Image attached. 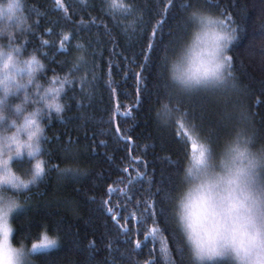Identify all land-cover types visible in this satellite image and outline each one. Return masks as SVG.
Instances as JSON below:
<instances>
[{
	"label": "clouds",
	"instance_id": "1",
	"mask_svg": "<svg viewBox=\"0 0 264 264\" xmlns=\"http://www.w3.org/2000/svg\"><path fill=\"white\" fill-rule=\"evenodd\" d=\"M25 5L0 0V264H35L37 244L14 238L13 216L41 181L35 165L44 158L45 120L63 116L66 93L82 78L69 71L45 76L47 65L35 53L25 54L23 38L32 28ZM187 23L182 39L164 55L162 77L181 94L213 95L218 115L231 121L218 141L200 135L195 150L188 144L180 186L169 197L172 219L191 264H264V138L244 118L245 107L224 98L234 37L209 11L189 12ZM85 62L79 50L71 61ZM164 111L160 103L155 114ZM17 162L25 166L18 169ZM62 169H70L68 175L83 170L75 160Z\"/></svg>",
	"mask_w": 264,
	"mask_h": 264
},
{
	"label": "snow or ice",
	"instance_id": "2",
	"mask_svg": "<svg viewBox=\"0 0 264 264\" xmlns=\"http://www.w3.org/2000/svg\"><path fill=\"white\" fill-rule=\"evenodd\" d=\"M79 5L80 7L77 8L68 4L67 0H54L52 8L56 10L55 12L41 13L34 6L28 10V16L32 20L30 31L32 37H35L37 32H40L41 36L43 35L41 29L37 27L41 21L32 17V13L35 12L37 17L42 15L47 17L45 27L49 33H56V27L60 28L57 38L59 39V49L62 52L70 51L74 40L76 41L75 49L86 54V62L83 65H73L70 60L53 61L49 58L50 64L57 65V67L51 69L53 76L57 74L58 69L62 70L65 67L69 72H78L82 75V78L78 79L74 86L69 88L72 94L70 96L66 94L65 96L67 106L75 102L79 110L80 123L77 125L78 129H83L85 135H87L88 127H95L97 129L96 134L111 133L110 125L112 120H103V113L106 111L103 106V98L106 91L109 92L110 97L116 96L118 89L114 85L118 84L119 81L114 79L115 73L111 70V64H109V70L105 74L104 52L109 44L115 48L116 42L123 39L127 44L141 46L143 52V61L139 64V70L134 72L137 85L136 103L140 104L143 97L149 111L156 105L165 103L164 113L159 115V117L156 116V128L162 133L174 130L175 135L180 138L184 152L189 143H191L194 150L199 146L197 137L200 135L206 136L210 141H218L220 139L231 121L230 115H225L221 118L218 115L217 99L207 92L181 94L171 88L162 77V64L164 55L173 50L186 33L188 29L187 16L193 10H204L219 15L222 18L224 27L233 34L234 42L238 40V33L242 24L238 23L237 19H234L233 14L228 12L222 2H217V0H187L186 4L181 5L183 12L178 19L173 21L172 25H169L168 21L163 19V14L168 13L169 17L176 14V0H79ZM256 12L257 17L253 24L257 20L260 22L259 35H253L242 48L235 47L233 42L229 55L226 57L230 87L224 93V98L226 101L231 102L233 106L242 104L246 109L244 118L246 120L250 118L256 131L259 130L257 131L259 137L264 138V116H259V121L257 122V113L252 110V105L249 103L251 86L248 79L252 75L249 72L250 67L258 69L264 75V0H259ZM84 13H87L92 18L88 21L84 19L77 21L76 16H82ZM93 13H96V15L93 16ZM242 15L243 12H241ZM157 17H161V19L157 20ZM98 21L99 23H97ZM153 21H156L155 26ZM93 25H95L94 31ZM101 25L103 26L101 27ZM149 29H151L150 32ZM165 29H167L166 40L161 36ZM256 31L257 29L253 28V33ZM32 37L26 35L23 40H28ZM145 41H147L146 48L143 46ZM44 45L54 46L53 39L51 37L40 39L37 47L43 49ZM149 53H152V55H149ZM157 57L156 72L151 77L145 75V73L151 71L149 67L151 61ZM109 59H111V54ZM245 60L248 61L247 64L244 63ZM124 75H127V72ZM146 81L148 83H145ZM261 91L264 92V87L261 88ZM209 105L213 108L211 118H209L210 114L208 112ZM97 109L101 112L99 119L95 117ZM116 111H119V106H117ZM122 115L127 117L130 113L125 111ZM114 118L113 116L112 119ZM60 119L63 122V117ZM85 121H88V123L86 124ZM50 122L51 117H49ZM106 123L109 127H105ZM120 131V128L116 129V133H120ZM123 139L125 138L117 136L114 141L115 145L120 146ZM126 139L129 142L131 141L130 136ZM48 140H51L52 144L49 146L45 143L44 159L37 160L35 171L37 176L45 181L53 172L57 173V184H60L71 170L62 169L57 164H53L52 160L59 158L61 162L75 160L79 163L81 153L82 151L87 152L88 145L86 143L81 149L78 140H73L71 137L66 142L55 136L47 137L45 142ZM104 143L106 141L101 140V144ZM108 159L111 161L112 157L109 156ZM15 166L20 169L25 164L17 162ZM127 171L128 168L125 167L123 172ZM86 174H88V170L83 169L82 171L77 170L76 173L70 176L76 178ZM121 180H123V177H121ZM127 180L130 189L145 182L148 184V189L145 190L146 199L143 211L140 217L133 216L132 219L140 223L151 221L155 224L158 221L164 229L176 233L179 237L180 243L177 245L178 259L176 260L171 259L166 243L161 241L160 255L164 264H191L190 257L183 246L182 238L179 232L176 231L170 211L169 197L175 188L172 175L165 176L164 173H161L159 179H154L145 172L134 177L130 176ZM104 183L105 180L101 179L99 175L93 179L94 185L102 186ZM153 187H155V191L151 190ZM108 191L111 193L114 189L109 186ZM43 195L44 193L39 189L34 193L30 191L25 197L26 205L24 207L31 204L33 205V212H35L37 210L35 205L42 201L34 199V196L41 197ZM150 200L154 201V203H149ZM108 203V200H103L101 207ZM137 206H139V202ZM45 207H47L46 202ZM63 207L70 211L75 218H79L80 204L78 201L65 200ZM92 211L95 213V208ZM106 211L112 213L113 208H107ZM96 215L99 216L100 214L96 213ZM52 219L57 226L54 233L50 235L47 222L37 219L35 216L27 215L23 222L25 231L21 234L20 239L24 240L32 235V226L35 221L39 228L43 229V241L41 244L34 245L33 251L37 248L55 247L58 241L57 237L61 231L59 221L63 217H53ZM123 219L128 221L129 218L124 215ZM111 220L116 221V215H112ZM105 222L107 223L106 218ZM91 223V220H85V224ZM122 233L127 239L129 229L123 228ZM122 233L117 231L115 236L112 237L105 230L102 235L109 238L111 242L112 239L120 238ZM161 234L160 228L153 227L145 231V240L151 236L153 241H155L157 236ZM50 236L53 238H50ZM141 243L140 240L134 241L135 248L140 249ZM95 251L96 249L90 247L89 255H94ZM117 251L118 249L112 248L108 257L110 264H140L134 257L129 256L127 250L120 251V258L117 259L115 257ZM35 264H37L36 261ZM46 264H54V262L48 261ZM55 264H58V262H55ZM83 264H96V262L89 259ZM143 264H155V261L146 260Z\"/></svg>",
	"mask_w": 264,
	"mask_h": 264
},
{
	"label": "trees",
	"instance_id": "3",
	"mask_svg": "<svg viewBox=\"0 0 264 264\" xmlns=\"http://www.w3.org/2000/svg\"><path fill=\"white\" fill-rule=\"evenodd\" d=\"M217 2H222L228 12L233 14L234 19L242 24L238 33V40L234 42L235 47L242 48L253 35H259L260 22L257 20L253 24L257 17L256 8L259 5V0H217ZM53 3L54 0H26L25 10L28 14L29 8L34 6L41 13H52L56 11L52 8ZM67 3L77 8L80 7L79 0H67ZM186 3L187 0H176V14L169 17L168 13H164L163 19L172 25L173 21L178 19L183 12L181 5ZM241 12H243L242 16ZM95 15L96 13H93V16ZM32 17L41 21L37 27L41 29L43 35L41 36L40 32H37L36 36L32 37V33H28L27 35L32 38L23 40L24 52L25 54L35 53L47 65L44 75L51 76V69L57 65L50 64L49 58L53 61H72L77 52L74 46L76 41H72L73 46L70 51L62 52L59 49V39L57 38L60 28L52 25L56 27V33H49L45 27L46 16L37 17L36 13L33 12ZM91 18L87 13L76 16L77 21L80 19L88 21ZM156 19L160 20L161 17ZM155 24L156 21H153L154 26ZM92 28L94 31L95 25ZM253 28L257 29L255 33H253ZM150 31L151 29H149ZM161 36L166 40L167 29ZM49 37L53 39L54 46L44 45L43 49L37 47L40 39H48ZM143 46L144 48L147 47V41L144 42ZM110 54L111 59H109ZM157 59L158 57L151 61L149 65L151 71L145 75L151 77L156 72ZM142 61L141 46L127 44L123 39L116 42L115 48L109 44L104 52L105 74H107L109 64H111V70L115 73L114 79L119 81L118 84L114 85L118 89L116 96L110 97L109 92L106 91L103 98V106L106 109L103 113V120H112L110 134H96L97 129L95 127H88L87 135H85L83 129H78L80 116L75 102L67 106L62 116L63 122L55 117H51L50 123L49 118L45 120L48 137H60L65 142L71 137L73 140H78L81 149L87 143L88 150L87 152L82 151L79 165L83 169H87L88 174L76 178L68 175L65 176L62 183L57 184V173L53 172L46 181L42 179L39 185L31 190L34 193L39 189L44 193L41 197L34 196V199L42 201L35 205L37 210L33 212V205L29 204L19 209L13 216V223L17 229L15 239H20L21 234L25 231L23 222L27 215L35 216L37 219L47 222L50 235L54 233L57 226L52 218L63 217L59 221L61 231L57 237V245L33 252L37 264H46L48 261H52L54 264L55 262L58 264H83L89 259L94 260L96 264H110L108 257L112 248L118 249L115 253L117 259L120 258V251L127 250L129 256L134 257L140 264L146 260H154L155 264H164L160 255L161 241L166 243L171 259H178L177 245L180 240L176 233L164 229L158 221L153 224L151 221L140 223L132 219L133 216L140 217L143 211L146 199L145 190L148 189V184L145 182L130 189L127 178L145 172L154 179H159L161 173H164L165 176L171 174L175 182L173 191L175 192L180 186L179 173L184 156L180 138L175 135V131L162 133L156 128L155 109L158 105L149 111L143 97L140 104L136 103L137 85L134 72L139 70V64ZM244 63L247 64L248 61L245 60ZM67 71L66 67L62 70L58 69L57 74ZM125 72L127 75H124ZM249 72L252 73L248 78L251 86L249 103L252 105V110L257 113L258 122L259 116H264V102H262L264 101V92L261 91V88L264 87V75L252 67L249 68ZM66 94L70 96L71 90L69 89ZM117 106H119L118 112L116 111ZM125 111H128L130 115L124 117L122 113ZM212 111L213 108L209 105V118H211ZM113 116L114 119H112ZM95 117L97 119L101 117L99 109L95 111ZM85 123L87 124L88 121ZM105 127H109V125L106 123ZM117 128H120V133H116ZM117 136L125 138L121 140L120 146H116L114 143ZM129 136L131 137L130 142L126 139ZM101 140L106 141V143L101 144ZM45 143L51 146L52 141L48 140ZM45 150L44 145V152ZM109 156L112 157L111 161L108 159ZM52 163L59 167H65L67 161L61 162L59 158H54ZM125 167L128 168L127 172H123ZM97 175L105 180L102 186L93 184V179ZM109 186L114 189L111 193L108 191ZM151 190L155 191V187ZM65 200L79 202V218H75L70 211L63 207ZM103 200H108L109 203L101 207ZM45 202L47 207H45ZM138 202L139 206H137ZM149 203H154V201L150 200ZM93 208H95V213L92 211ZM107 208H113L112 213H108ZM96 213L100 215L97 216ZM112 215H116V221L111 220ZM124 215L128 216V221L123 219ZM85 220H91L92 223L85 224ZM153 227L160 228L162 234L158 235L155 241L151 236L145 240V231ZM32 228V235L24 239L29 243L36 242L43 237V229H40L35 221ZM123 228L129 229L127 239L122 233ZM105 230L112 237L117 231H121L122 234L120 238L112 239L110 242L109 238L102 235ZM136 240L142 242L140 249L135 248L134 241ZM90 247L96 249L92 256L89 255Z\"/></svg>",
	"mask_w": 264,
	"mask_h": 264
},
{
	"label": "rangeland",
	"instance_id": "4",
	"mask_svg": "<svg viewBox=\"0 0 264 264\" xmlns=\"http://www.w3.org/2000/svg\"><path fill=\"white\" fill-rule=\"evenodd\" d=\"M42 241H43V237H42L40 240H38V241H36V242H34V243H36V244H41ZM41 249H45V248H37L35 251H37V250H41Z\"/></svg>",
	"mask_w": 264,
	"mask_h": 264
}]
</instances>
